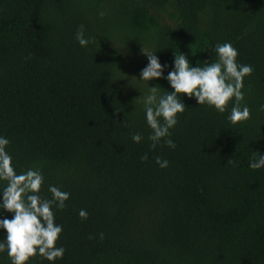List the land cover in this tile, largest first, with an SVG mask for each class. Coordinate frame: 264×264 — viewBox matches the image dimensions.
Returning a JSON list of instances; mask_svg holds the SVG:
<instances>
[{
    "label": "trees",
    "instance_id": "16d2710c",
    "mask_svg": "<svg viewBox=\"0 0 264 264\" xmlns=\"http://www.w3.org/2000/svg\"><path fill=\"white\" fill-rule=\"evenodd\" d=\"M223 43L253 68L241 102L250 119L229 121L235 98L221 113L182 95L167 138L176 148L153 149L140 96L174 92L176 53L203 67ZM142 47L164 67L148 84ZM262 106L264 0H0V137L18 174L40 170L42 198L49 186L70 193L53 209L64 256L28 264H264V167L249 166L264 155ZM13 215L0 208V220ZM0 264H11L6 250Z\"/></svg>",
    "mask_w": 264,
    "mask_h": 264
},
{
    "label": "clouds",
    "instance_id": "9594fccd",
    "mask_svg": "<svg viewBox=\"0 0 264 264\" xmlns=\"http://www.w3.org/2000/svg\"><path fill=\"white\" fill-rule=\"evenodd\" d=\"M75 38L81 47H86L93 42L85 38V27L80 25ZM217 60L205 63V66L191 67L185 55L175 54L174 70L170 71L167 80L174 92L168 93L158 85L149 87V93L140 96L144 104L146 121L152 133L148 139L152 148L164 140L165 144L175 149L176 144L167 139L170 129L178 123V114L185 111V105L179 99L186 95L195 97L199 105L207 104L223 113L230 101L235 98L228 119L233 125L240 124L250 119V109L241 107L244 99L243 81L253 72L251 65L237 63L238 51L230 44H217L215 48ZM142 54L148 59V65L141 71L142 82L163 78L164 67L160 64L156 53L142 47ZM132 79H136L133 77ZM163 91L164 95H160ZM264 110V106H262ZM131 139L140 143L143 139L139 133H133ZM10 141L0 137V181H5L3 188V202L0 208L14 214L11 220H0V229L6 230V243L0 242V252L7 251L11 264H28L30 258L37 254L48 261H55L65 254L63 247H57V241L62 233V226L55 224L53 209L63 210L65 202L70 198V193L60 190L56 186H49L51 199L42 198L40 195L44 177L39 169L29 168L22 173H17L13 167L11 155L6 151ZM257 153V157L250 163L251 169L264 167V155ZM142 160H147L145 154ZM160 168H167L168 161L160 157L155 158ZM235 163L233 159L228 164ZM81 220L88 218L86 210L79 211ZM104 238L103 233L100 239Z\"/></svg>",
    "mask_w": 264,
    "mask_h": 264
}]
</instances>
